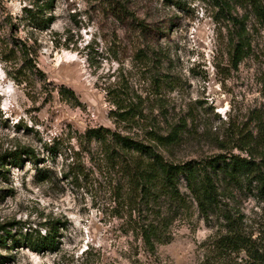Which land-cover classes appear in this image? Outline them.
Segmentation results:
<instances>
[{
	"label": "rangeland",
	"instance_id": "rangeland-1",
	"mask_svg": "<svg viewBox=\"0 0 264 264\" xmlns=\"http://www.w3.org/2000/svg\"><path fill=\"white\" fill-rule=\"evenodd\" d=\"M34 2L0 0V236L7 238L0 264H248L243 254L213 249L217 221L206 224L193 203L150 256L124 231L116 162L106 163L99 144L81 135L102 127L151 144L148 132L175 130L172 145L156 148L168 162L246 158V133H257L252 112L264 118V24L250 6L54 0V22L38 32L24 20ZM239 35L251 49L234 68ZM179 188L186 193L182 179ZM232 193L246 235L264 236L263 204ZM49 220L63 227L57 251L37 254L14 242L43 232Z\"/></svg>",
	"mask_w": 264,
	"mask_h": 264
},
{
	"label": "trees",
	"instance_id": "trees-1",
	"mask_svg": "<svg viewBox=\"0 0 264 264\" xmlns=\"http://www.w3.org/2000/svg\"><path fill=\"white\" fill-rule=\"evenodd\" d=\"M223 8L229 0H215ZM240 5H248L254 15L264 24V0H234ZM54 0H35L24 9V20L28 26L38 32L49 29L54 22L52 11ZM228 20L237 24V19L228 14ZM25 48V47H24ZM250 44L244 42L241 35L233 47L231 55L234 68L249 55ZM28 55V53L26 52ZM30 61V60H29ZM264 85V83H263ZM122 121H128L129 113L119 115ZM251 119V118H250ZM252 120L257 133H246V158L239 156H214L201 161L182 164L168 162L156 150L157 147L172 145L178 132L172 130L166 136L152 130L147 133L151 144H144L133 138L122 136L106 128L87 130L81 139L99 144L102 159L113 163L119 169L121 177L120 196L126 208L125 230L139 240L144 251L155 256L158 245L167 244L171 239L172 223L193 203L206 224L217 221L212 247L221 256L243 254L248 264H264V236L246 235L245 216L229 201H233V190L246 191L262 207L264 221V118L262 111L254 110ZM245 139V138H244ZM20 154L30 156V149H21ZM20 166V157L13 160ZM2 164L0 159V175ZM41 179H45L42 176ZM181 179L186 193L180 191ZM226 200V201H225ZM45 230H32L14 240L21 248L37 254L55 252L58 249L59 230L62 224L49 220ZM6 236H10L8 233ZM6 237L0 236V245Z\"/></svg>",
	"mask_w": 264,
	"mask_h": 264
},
{
	"label": "bare ground",
	"instance_id": "bare-ground-1",
	"mask_svg": "<svg viewBox=\"0 0 264 264\" xmlns=\"http://www.w3.org/2000/svg\"><path fill=\"white\" fill-rule=\"evenodd\" d=\"M64 58L66 59V60H69L70 58L68 57V55H64Z\"/></svg>",
	"mask_w": 264,
	"mask_h": 264
}]
</instances>
